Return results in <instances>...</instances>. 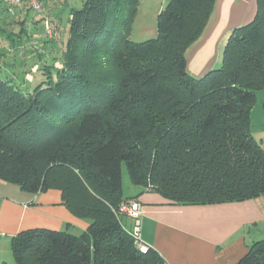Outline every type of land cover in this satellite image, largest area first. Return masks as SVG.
I'll return each mask as SVG.
<instances>
[{
	"label": "trees",
	"instance_id": "trees-1",
	"mask_svg": "<svg viewBox=\"0 0 264 264\" xmlns=\"http://www.w3.org/2000/svg\"><path fill=\"white\" fill-rule=\"evenodd\" d=\"M215 2L169 0L156 37L141 43L129 40L139 0L69 4L67 38L49 37L44 23L39 35L36 24L42 48L15 63L6 47L19 51L29 39L30 9L16 19L21 12L0 2L10 19L3 24L12 25L0 29V180L31 194L58 190L67 210L88 223L79 235L20 232L10 244L15 264H166L151 247L136 249L113 213L121 202L148 191L181 206L264 194V149L249 129L264 89V0H256L250 23L230 32L220 65L194 77L185 55ZM52 11L51 29L64 34L60 11ZM123 165L138 189L128 197ZM238 264H264V239Z\"/></svg>",
	"mask_w": 264,
	"mask_h": 264
},
{
	"label": "crops",
	"instance_id": "crops-1",
	"mask_svg": "<svg viewBox=\"0 0 264 264\" xmlns=\"http://www.w3.org/2000/svg\"><path fill=\"white\" fill-rule=\"evenodd\" d=\"M154 1L156 12H160L166 1ZM232 6L224 12L227 26L213 34L216 18L209 32L195 43L186 58L190 75L201 77L221 63L220 47L232 29L244 25V12L232 10ZM255 9L256 0L249 19ZM18 11L24 14L25 6ZM2 182L0 189L4 187ZM12 185L13 196L0 191V264H15L2 253L11 249V239L20 232L48 229L79 235L86 231L88 223L67 210L58 190L31 194ZM137 201L141 239L166 264H238L254 242L264 239V194L241 202L181 206L171 205L148 191L142 192Z\"/></svg>",
	"mask_w": 264,
	"mask_h": 264
},
{
	"label": "rangeland",
	"instance_id": "rangeland-1",
	"mask_svg": "<svg viewBox=\"0 0 264 264\" xmlns=\"http://www.w3.org/2000/svg\"><path fill=\"white\" fill-rule=\"evenodd\" d=\"M82 1L83 0H68V3L65 4V3H63V2H65V0H48V1H46V4H43V10L39 13L28 10V12H27L28 14H26V16L23 13H21L20 15H17V16L14 15L16 17V19H20L24 16L27 18L25 20L23 26L25 28H27V32L29 33V39H26L23 42L25 45L21 46L19 51L18 50L13 51L12 48H10L8 46L6 47V49L8 50V54L6 56L7 62L15 63L17 59H30L31 58L30 57L31 52L33 54V53H35L34 50H36L37 48H39V49L42 48L40 42L36 41L38 39V36L36 35V29H35L36 24L39 27L38 28V31L40 32L39 35L43 34V30H44L43 23L47 22L49 25L50 31L52 33L49 35V37L57 36V38L63 37L64 39H66L67 34H68L67 26H66V23H67L66 18H67L68 10L66 11V8H68L69 4L71 6H73L74 8H79L82 4ZM157 1H159V0H157ZM165 1L166 2L163 4L161 9L163 7H165V5L169 2V0H165ZM229 1L230 0H222V1L216 0L211 19H210L209 23L207 24L204 32L202 33V35L200 36V38L196 42L200 41L202 39V37L207 32H209L210 28L213 27L212 24L216 20V18L218 21H217L216 29H215L213 34H216L220 29L225 28L227 26L228 20H226L224 12L227 10V7L231 4H233L232 10L236 9V10H239V12H244V15L242 16L245 18L244 22H243L244 25L250 23L253 20L256 11L253 14L252 18L249 19V16H250L251 12L253 11V8L255 5V0H235V2H232L231 4L229 3ZM1 6L2 5H0V29L4 30L5 32H8V31L11 32L10 29H11L12 25H8V26L4 25L10 19L7 18L4 13L1 12L2 11ZM62 8H63V10L61 12L60 9H62ZM48 9H52L53 10L52 12L60 11V13H61L60 15H62L63 23L65 25L64 34L60 33V31L58 30L59 28H56V30H54V31L51 29V27H50V25H51L50 24V13H48ZM158 12H156V6H155L154 0H139L138 9H137L136 15L132 21V24H131V31H130V35H129V40L131 42L141 43V42H144V41H147L150 39H154L156 37V34H157L156 21H157ZM54 24H55V22H54ZM244 25H242V26H244ZM227 38H228V36H227ZM226 41H225V43H226ZM196 42H194L189 47V49L187 50L186 55H185L186 58L188 57V55H190L189 53L194 48ZM225 43L220 47V53H221L219 55L220 62L222 60V53H223ZM39 49H37V50H39ZM41 52H42V49H41ZM37 66H39V65H37V63H36L35 65L29 67V69L31 70V72L32 71L34 72L36 70ZM218 66H216V67H218ZM8 72L10 73L11 71H8ZM25 78L28 81L31 80V76L28 72H27ZM29 83L30 82H26V83H24L25 85H23V86L24 87H27L28 85L31 86L30 84H32V83H30V84ZM249 129H250L251 134L255 137V139L258 142H260L262 148L264 149V89L256 92V102H255V105L252 108L251 113H250ZM2 183L4 184L3 185L4 187H1L0 191H2L3 193H6L7 195L13 196L14 195V193H13L14 185H12V184L6 185V183H4V181ZM136 189H137V187L132 185V183L130 182L126 167L123 165L122 166V194H123V196L128 197V196L133 195L134 192L136 191ZM116 209L117 208H115V210ZM116 217H119L120 224L124 228H126L128 230H130L132 228L131 219L126 218V217H122V216H116ZM2 255L3 256L6 255L8 257V260L13 259L11 249L6 251V252H3Z\"/></svg>",
	"mask_w": 264,
	"mask_h": 264
},
{
	"label": "built area",
	"instance_id": "built-area-1",
	"mask_svg": "<svg viewBox=\"0 0 264 264\" xmlns=\"http://www.w3.org/2000/svg\"><path fill=\"white\" fill-rule=\"evenodd\" d=\"M6 7L8 13L12 14L15 10L27 6L31 11L39 13L43 10L41 0H0ZM46 35L52 34L47 22L44 23ZM116 216L126 217L132 220V228L126 229L129 236L132 238L134 246L141 253H146L149 246L146 245L140 236V204L136 199H129L119 204L116 210H113Z\"/></svg>",
	"mask_w": 264,
	"mask_h": 264
}]
</instances>
